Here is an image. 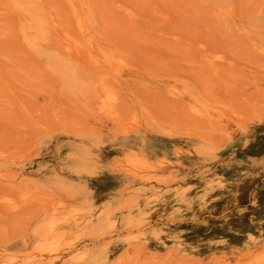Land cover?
Wrapping results in <instances>:
<instances>
[{
	"label": "rangeland",
	"instance_id": "rangeland-1",
	"mask_svg": "<svg viewBox=\"0 0 264 264\" xmlns=\"http://www.w3.org/2000/svg\"><path fill=\"white\" fill-rule=\"evenodd\" d=\"M0 264H264V0H0Z\"/></svg>",
	"mask_w": 264,
	"mask_h": 264
}]
</instances>
